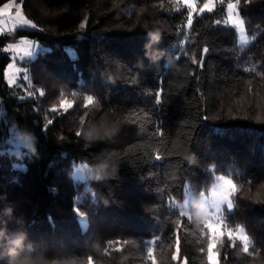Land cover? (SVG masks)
I'll return each instance as SVG.
<instances>
[{"label":"trees","instance_id":"obj_1","mask_svg":"<svg viewBox=\"0 0 264 264\" xmlns=\"http://www.w3.org/2000/svg\"><path fill=\"white\" fill-rule=\"evenodd\" d=\"M160 3L23 0L37 28L0 35V264H89L90 257L94 264H151L153 249L156 264H177V229L181 261L210 264L198 199L221 177L240 189L223 225L245 228L257 253L253 258L226 241L222 264H264V203L255 202L257 191L264 193V77L243 70H264V0L240 4L247 46L224 25L227 0L195 16L190 32V17L178 27L187 11L182 4ZM22 38L44 47L26 65L29 92L45 89L44 97L6 82L11 58L3 49ZM205 43L201 69L191 53L199 57ZM59 94L74 107L48 112ZM90 96L97 103L86 109ZM12 131L32 144L10 151ZM157 151L163 159H154ZM80 168L92 175L75 179ZM187 192L196 199L189 216L174 209ZM113 241L128 243L105 253Z\"/></svg>","mask_w":264,"mask_h":264},{"label":"snow or ice","instance_id":"obj_2","mask_svg":"<svg viewBox=\"0 0 264 264\" xmlns=\"http://www.w3.org/2000/svg\"><path fill=\"white\" fill-rule=\"evenodd\" d=\"M120 0H112V3L114 6H117L119 4ZM220 4H224L225 0H219ZM241 2L247 4L250 3L251 0H231V4L229 5L233 14L235 15L237 13V11H239V7ZM176 4H182L184 6V8L187 10L186 14H185V21L182 25H179V29H185L186 25H188V21H189V17H191V26L189 28V32L193 29V24H194V20H195V16L196 14H200L201 13V9L203 8L204 12H208L209 9H214L216 0H213V2L211 4L208 3V0H205V2L202 3L201 6L197 7V0H175ZM22 4H23V0H20L19 4H16V0H10V2L8 4L4 5L3 9H0V12H6L8 11L10 8H12L13 5H15L16 7V17L19 20V24L18 26H14L12 29H10L9 31L11 32H15V30L20 27V26H33L34 23L32 22V20L26 18L25 16L22 15L21 13V9H22ZM228 4V0L227 3ZM164 4H163V0H161L160 3V7L163 8ZM175 12H181L182 9L180 7H174L172 9ZM88 23V19H84L82 20V22L79 25V29L83 30L86 28ZM220 23H223V21H221ZM243 20L242 18H240V20L238 21V24H242ZM230 26V25H229ZM4 32L2 29H0V35H3ZM194 37H198L199 36V32H194L192 34ZM24 43H26L28 45V50L24 52V55H28L30 54L29 52V42L27 40L24 41ZM241 43H245V41L243 40V38H241ZM4 51H17L19 52L20 50V44H8L4 49ZM209 51V47L207 45V43H205L203 45V47L199 50V57L197 56V52L194 51L191 53L192 56V61L191 64L194 66H197L199 68H203L204 66V60L205 57L207 55ZM189 55V53H188ZM188 55L183 54L184 57H188ZM203 58V59H202ZM9 69H13V75L16 77H19L20 73H21V68L16 66L15 62L10 63L6 69H5V77H8V70ZM246 73H250V74H254L256 76H260V77H264V70H260L256 65L253 66H246L243 69ZM193 75L195 74L194 72L192 73ZM26 79V78H25ZM7 83L10 86H13L17 83L16 79H7ZM132 83H135V81L133 80ZM249 83L251 84V80H249ZM35 96L38 97H44L46 95V90H39L37 88L34 89V91H31ZM157 93H159L160 98H161V102L163 99V90L162 89H158L155 92V97L157 95ZM27 94V93H26ZM33 94H27L29 97H32ZM60 95V94H59ZM61 99L59 100V104H53L50 109L48 110V112L50 113H56L60 110H63V108L61 107V105L63 104L64 107H67L69 104H72L74 107L75 101H69L65 96L60 95ZM88 105L86 109H89L92 106H95L97 103V100L95 97H88ZM83 119V117H82ZM125 119H128L127 117H125ZM49 123L47 125H50L53 120L52 118H48ZM133 124H136L137 121L136 120H131L130 121ZM155 131H154V135L156 134L157 131H160L161 133V137H162V128H160L159 126H155L154 127ZM101 134L104 132V129L101 128L98 130ZM82 135V132L80 130L76 131V136L80 137ZM61 140L64 139V137H60ZM155 158H160L163 159L164 157L159 155V152L157 151L155 153L154 159ZM225 183H228L227 181ZM262 188H264V186H261ZM239 193H240V189L239 187L236 188V194H237V198H239ZM256 197L257 199L255 200V202L258 203H264V193L257 191L256 193ZM232 209L234 210L235 208V203L233 202L231 204ZM78 213H80V209L77 208L75 209ZM82 214V213H80ZM183 221L181 222L180 227H183ZM207 229L208 231V235L211 237V242H210V248L208 250V255L206 256V261H209L210 264H222V252H221V248L225 246V242L227 241V247L235 249L237 244H239L241 250L245 253V254H250L253 258L257 255L256 252H252V244H253V239L252 237L246 232L245 228H227L225 229L223 224H208L207 225ZM175 235V240H176V246L174 248L173 251V259L177 262V264H188L187 260L184 259L181 261L180 258V254H181V238H180V231L179 229H177L174 233ZM128 242H121V241H113L111 242V244H106L105 246V253H108L109 251V247L112 245H116V247L114 248V251L117 252H122L124 250L123 245H126ZM155 250L153 249L151 255L148 254L147 251V255L151 260V264H156V259H155ZM89 264H94V258L90 257L89 258Z\"/></svg>","mask_w":264,"mask_h":264},{"label":"rangeland","instance_id":"obj_3","mask_svg":"<svg viewBox=\"0 0 264 264\" xmlns=\"http://www.w3.org/2000/svg\"><path fill=\"white\" fill-rule=\"evenodd\" d=\"M9 2L10 1H8L6 4H8ZM212 2H213V0H208L209 4H211ZM19 3H20V1L16 0V4H19ZM230 4L231 3L227 4V14H226V19L224 21V25L225 26L230 25L229 27L235 28L237 31V34H238V44L240 46H247L251 43L252 40L247 35V30L245 27L244 20L242 19L243 20L242 24H238V21L242 17L239 15L238 11L235 15L233 14V12L229 6ZM4 5L1 6L0 9H3ZM199 6H201V5L197 1V7H199ZM215 6H216V3H215ZM215 6H214V8H215ZM213 10L214 9H209L208 12H204V10L202 8L201 13L200 14L197 13L196 16L200 17V16H204L206 14H210V13H212ZM15 13H16L15 5H13L12 8H10L6 12H0V29H2L4 33H10L11 32V31H9L10 29H12L14 26H18L19 20L16 17ZM21 13L23 16L28 18L26 16V14L24 13L23 5H22ZM190 19H191V17H190ZM20 28L36 29L37 26L34 23L33 26L25 25V26H20L17 29H20ZM241 38H243L245 43H241ZM25 40H27L29 42V45H30L29 46L30 54H28V55H24V52L28 50V45L26 43H24ZM12 44H20L19 52H17V51H6V52L9 54V56L11 58L10 63L15 62L16 66L21 68V73H20L19 77H16L13 75L14 70L9 69L8 70V77L7 78L5 77L6 82H7V79H16L17 83L11 87L22 86L23 88H26V92H29V90L32 87V79H31V76L29 74V71H28L26 65H28L32 60H34L37 57V55L41 51L44 50V47L40 43H38L37 41L31 40L28 38H22L18 42L12 43ZM67 50L70 52V54L73 57H75V53H74L72 48H68ZM21 80H22V82H21ZM28 88H30V89H28ZM29 94H31V93L29 92ZM61 107L63 108V111H66L72 107V104H69L67 107H64V105L62 104ZM9 142L11 144L10 151H18L19 152L21 150V148L26 147V146H30L32 144V138L31 137L24 138L18 132L12 131L10 138H9ZM81 166H85V165H81ZM88 170H89V172L86 171L84 173V171H85L84 168H80L79 170L77 169L73 173V177L75 179H84V178L92 175V170L90 168ZM226 181L228 183H225ZM235 190H236V185L231 178L221 177V178L217 179V181L214 183V185L209 190V192H204L200 195V197L198 199V215H199V217H201L204 220L206 226L208 224H223V218H224L225 212L226 211H232L231 196L235 193ZM195 204H196L195 197L190 192H187L185 200L183 202H181V203L175 202L174 203V209L178 210L181 214H183L185 216H189L190 210H191L192 206H194ZM80 221H81L82 226L85 227L87 224L86 216H81ZM210 242H211V240H210ZM209 248H210V245H209Z\"/></svg>","mask_w":264,"mask_h":264}]
</instances>
